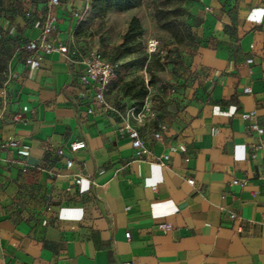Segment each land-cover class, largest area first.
<instances>
[{"label": "crops", "instance_id": "obj_1", "mask_svg": "<svg viewBox=\"0 0 264 264\" xmlns=\"http://www.w3.org/2000/svg\"><path fill=\"white\" fill-rule=\"evenodd\" d=\"M184 9L188 87L138 122L119 89L126 80L112 83L106 105L81 82L80 53L96 49L79 37L91 0L37 5L24 38L40 40L56 14L55 50L38 68L23 50L0 88V264H264V134L242 119L253 111L264 127V0H185ZM78 141L86 147L70 152Z\"/></svg>", "mask_w": 264, "mask_h": 264}, {"label": "rangeland", "instance_id": "obj_2", "mask_svg": "<svg viewBox=\"0 0 264 264\" xmlns=\"http://www.w3.org/2000/svg\"><path fill=\"white\" fill-rule=\"evenodd\" d=\"M40 1L0 0V64L8 69L23 52L26 41L23 31L38 20ZM158 9L164 11L165 20L178 24L174 31L162 28L158 23ZM133 17L140 20L142 32L132 52L120 53L118 46ZM180 34H183L182 41H179ZM79 37L87 39L118 65V80H126L119 89L125 92L126 88L132 92L147 90L144 101L133 100L137 113L144 115L145 108L152 112L158 106L176 103L188 87L187 54L194 46V37L184 0H145L142 6L128 12L111 11L104 17L91 14L84 18ZM153 37L158 38L161 45L157 52L150 54L147 42ZM0 80L4 81L3 76ZM150 103V108L146 107Z\"/></svg>", "mask_w": 264, "mask_h": 264}, {"label": "built area", "instance_id": "obj_3", "mask_svg": "<svg viewBox=\"0 0 264 264\" xmlns=\"http://www.w3.org/2000/svg\"><path fill=\"white\" fill-rule=\"evenodd\" d=\"M62 0H49V4L52 8L61 5ZM74 17L82 18L83 14L80 12H75ZM58 23V17L56 14L49 13L43 26L41 32L40 40H28L23 47V50L27 53L25 58V63L33 67H40L41 62L45 54H49L55 50L54 47L47 45L48 38L56 31ZM161 41L156 38H150L147 42V51L150 54H153L158 51L160 48ZM58 51L67 54L69 51L68 46H59ZM81 62L84 66V71L81 74V82L86 87H91L95 90L94 101L96 104L106 105V94L109 92L112 83L118 78V65L111 61L105 56V54L99 49H85L80 53ZM247 63H253V59H249ZM8 76V75H7ZM245 93L250 92V88H245ZM91 111V110H90ZM132 115L138 120V122L143 121L141 113H137V109L132 110ZM16 119L20 118V115L15 117ZM256 115L255 112H244L242 114V119L246 121H252L249 125V131L258 133L259 135L264 134V127L260 126L255 121ZM122 130L127 132L129 137L132 139V147L135 149L136 156L139 158L146 157L149 154V149L146 146V142L141 138L139 129L131 122H125ZM156 138L160 137V134H155ZM12 146L17 145V142L11 143ZM86 144L84 141H78L70 144L69 150L74 153L81 149H84ZM259 147V146H258ZM58 154L64 156V149L58 150ZM169 157H166L168 159ZM74 164L73 159H67L66 167L72 168ZM190 184H194L193 179L188 180ZM76 183H81V177L76 179ZM233 184H239L240 186H245V181L234 180ZM235 218V215L232 216ZM159 229L163 232H168L174 229L173 224L163 223L159 225ZM130 233H127L126 236L129 239ZM122 264H133L132 262H126Z\"/></svg>", "mask_w": 264, "mask_h": 264}, {"label": "trees", "instance_id": "obj_4", "mask_svg": "<svg viewBox=\"0 0 264 264\" xmlns=\"http://www.w3.org/2000/svg\"><path fill=\"white\" fill-rule=\"evenodd\" d=\"M144 2H145V0H91V13L93 16H96V17H104L108 13H110L111 11L124 13V12L134 10L136 8H139L140 6H142L144 4ZM163 12H164L163 10H160V9L157 10L156 16L158 19V23L161 25L162 28H167L170 31H174L178 27V24H176L173 21L171 22V21L165 20V16L162 15ZM141 32H142V25H141L140 20L137 17H133L129 23L127 31L123 35L122 43L118 46V51L120 53L132 52L133 51V45L135 44V42L139 38ZM176 35L178 37L179 34L177 33ZM180 35H182V36H180L181 38L179 39V41H182L183 40V34H180ZM27 41L28 40L25 41L24 45L26 44ZM111 61H113V60H111ZM7 74H8V68H6L4 65L0 64V76H3V78H4V81L0 80V88L4 85L6 78H7ZM117 79H119V71H118V78ZM123 92H125V91H123ZM124 94L126 96L130 97L134 101L135 100L136 101H144L148 95V92L146 89L138 90L136 92H132L131 89L126 88V92ZM134 107H136V105H134Z\"/></svg>", "mask_w": 264, "mask_h": 264}]
</instances>
